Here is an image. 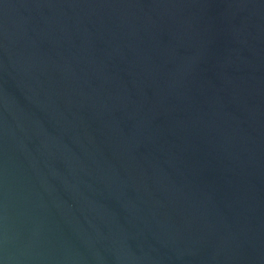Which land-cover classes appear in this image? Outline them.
I'll use <instances>...</instances> for the list:
<instances>
[{
	"label": "water",
	"instance_id": "obj_1",
	"mask_svg": "<svg viewBox=\"0 0 264 264\" xmlns=\"http://www.w3.org/2000/svg\"><path fill=\"white\" fill-rule=\"evenodd\" d=\"M0 264H264V0H0Z\"/></svg>",
	"mask_w": 264,
	"mask_h": 264
}]
</instances>
